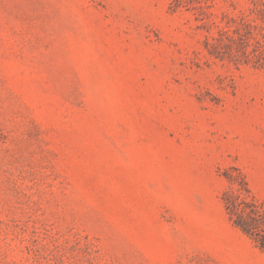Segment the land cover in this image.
Wrapping results in <instances>:
<instances>
[{"label": "rangeland", "instance_id": "obj_1", "mask_svg": "<svg viewBox=\"0 0 264 264\" xmlns=\"http://www.w3.org/2000/svg\"><path fill=\"white\" fill-rule=\"evenodd\" d=\"M0 264H264V0H0Z\"/></svg>", "mask_w": 264, "mask_h": 264}]
</instances>
